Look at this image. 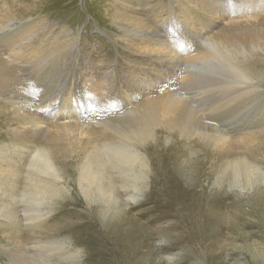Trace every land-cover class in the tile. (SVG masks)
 <instances>
[{
	"label": "rangeland",
	"instance_id": "374dc122",
	"mask_svg": "<svg viewBox=\"0 0 264 264\" xmlns=\"http://www.w3.org/2000/svg\"><path fill=\"white\" fill-rule=\"evenodd\" d=\"M133 16L182 56L170 77L158 73L165 67L156 57L159 64L149 61L147 70L146 57L127 46ZM222 17L227 22L213 28ZM39 20L52 30L39 37L45 48L66 53L19 61V80L37 78L49 102L60 100L37 124L49 130L60 178L49 177L40 195L28 167L19 183L0 180L13 191L0 203L18 219L4 226L0 218V264L53 262L61 243L74 255L71 264H264V0H0V36L33 32ZM89 56L97 74L86 69ZM129 75L134 82L126 84ZM139 87L142 95L166 87L188 101L175 123L149 125L141 105L150 93L136 97ZM14 98L0 94V160L17 150L14 137L29 133L27 112L14 110ZM86 123L88 146L77 134ZM137 128L146 136L133 142ZM118 133L144 167L118 162L110 196L85 193L79 183L86 156L120 141ZM20 142L46 146V139Z\"/></svg>",
	"mask_w": 264,
	"mask_h": 264
},
{
	"label": "bare ground",
	"instance_id": "6f19581e",
	"mask_svg": "<svg viewBox=\"0 0 264 264\" xmlns=\"http://www.w3.org/2000/svg\"><path fill=\"white\" fill-rule=\"evenodd\" d=\"M128 11H139L140 12V10L136 9L135 7L129 8ZM169 16H171V15L169 14ZM132 18L135 20L136 23L131 27L132 31H134V32H130V36L126 37L127 46L129 47L130 50H133L136 55H140V56L142 55V56L146 57L145 58L146 60L144 61V63L147 64L145 67V68H147V70L149 69L148 67L151 66L149 61L155 62L156 64H159L158 63V61H159L160 64L162 66H164L165 68L158 70V73L164 74L165 77H170L171 76V70H172L173 66H175V63H176L174 60H177V58H181V60H182V56L174 55L175 53L171 54L172 51L170 52V49L164 48L163 47L164 44H159L160 38H157L159 36L156 37V34L151 32L152 31L151 29L149 31L148 24L144 22L143 18H142V20H141V17H137V16H133ZM40 20H39V22H41L40 24H38L39 22H37L32 27L33 32H31V31L20 32L17 34H12L9 38H6V34L4 36H0V94H2L3 97H6V99H9V100L11 99V97H15L13 99V102H12L14 110H16V112L18 114H19V112H21V110H23L24 112H27L25 114L28 115V117H25L26 119H24V118L23 119L28 120V122L30 124V127L28 129L29 133H27L25 131L24 133H19L16 137H14V139H13L14 143L18 141L17 142V150H16V148H13V149L11 148L12 150L10 149L7 152H4V151L2 152L4 157L6 158V160H0L1 161L0 162V180L3 179V180L8 181L10 183L11 182L12 183L13 182L19 183L18 178H20L19 175H20L22 169L28 167L29 169L34 170V174L30 173V175L33 177L30 179V181H31L30 184L35 187V194H39V195L47 193L44 191H46L48 189L49 177H53L54 180H58L60 178V171L58 170V168H57V166L53 160L54 157L56 156V155L54 156L55 149L53 147L50 148L51 144H52L51 143V141H52L51 135L48 134L49 130L47 127L42 128V127L38 126V125H41V126L43 125V122H39V119H41L42 115H45L48 113L52 114V113L56 112L57 107H60L61 103H60V100H56L55 102H49L48 101L47 96L41 93L40 85L37 82V78L33 79L30 83L27 81V83H29V84H27L26 82L22 83V81L19 80V77H20L19 71H20V66L22 67L23 63H20L19 61H23V60H27V59L32 60V58L35 57L37 55V53H38V55H37L38 60L43 59L44 56L54 57V56L66 53L65 49L58 48L57 46L49 47L47 49L45 48V40L39 39V37L41 36V34L44 33V30L46 28H48V33H52V30L50 29V25H47L45 21H40ZM226 22H227V18L222 17V18H220V22L216 23L213 26V28L219 27L221 24H224ZM77 34H78V36H80L81 33L79 32ZM175 39H176V44L183 43V42H181L180 39H178V38H175ZM76 40H77V42H79V39H76ZM154 43L159 45V46H155ZM205 51H207V50H205ZM201 52H204V51H201ZM215 54L219 55V52H217ZM223 55H224V53L222 54V52H221L220 56L222 58H223ZM93 56L94 55H92V57ZM200 56L206 57L207 55H206V53H202V55H200ZM92 57L89 56L86 59V64L88 65L86 67V69L92 70V73L90 72L91 75L94 73L97 74V72L94 71V68L90 67V65L93 64L92 60H91ZM155 57L158 59V61ZM185 61H187V60H185ZM232 65L236 66L235 62H233ZM24 67L27 68L29 66H24ZM179 67H180V64L178 66H176V70L174 73H172V76L175 75V73H177V71H180ZM21 69L24 70L23 68H21ZM28 70H29V68H28ZM155 70L157 71V68ZM239 71H240V69H239ZM24 74H25V72H24ZM133 76L129 75V77H128L129 80L125 81L126 84H128L130 82L131 83L134 82ZM33 78H34V76H33ZM29 79H31V78H29ZM92 81H94V83H96L95 80H92ZM137 87H138V85H137ZM141 88L142 87L137 88V90H132V92L134 94L137 93L136 97H141V98L143 96L144 97L147 96V94L150 93V95H149L150 98L149 99L146 98V100L141 105L142 109L144 108V110H142L143 115L146 118L150 119V121L148 122L149 125L153 124L154 126L155 125L159 126L162 123H165V125L175 123L176 117H174V113L176 111H181L179 109L182 106V102H184L185 100L186 101H188V100L186 98H182L183 96H181V95H180L181 97H178L176 94H171L169 92H166L165 91L166 87H164L163 89H159L158 92L151 91L149 89H145L146 90L145 95H142L140 93ZM98 89H101V88H98ZM131 89H132V87H131ZM76 91L74 90V92L71 93V98H73L74 103L77 101V98H78L77 93H75ZM101 91L102 90L99 91V95L97 97L102 96ZM17 97H23V98L25 97V98L20 100V101H17L16 100ZM95 99L96 98H94L93 100H95ZM131 103H132V101H131ZM121 106L124 108L123 105H121ZM110 107H112V105ZM109 109H111V108H109ZM133 110H130V112ZM23 111H22V113H23ZM97 115H99V114H97ZM36 117H39V118L37 119ZM84 119L85 118H83L82 120H84ZM86 119H96V117L91 116V117H86ZM86 125L87 126H85V127L84 126L78 127V129H77L78 133L77 134L80 135V137L83 138V140H84V138L87 140L86 145L88 146V144H90L92 142L90 141L89 138L88 139L86 138V132H84V131L86 128L90 127V123H86ZM63 126H64V124H63ZM66 128L67 127H61L62 130H66ZM142 129L137 128V130L135 132H132L133 134L131 136V140L133 142L138 141L140 139H143V140L145 139L144 137L146 135L143 134L142 131L144 129L143 130ZM118 134H120L121 140L118 142L117 141L113 142L114 147L111 146L110 143L104 144L99 149H97L95 147L93 149V151L90 152L86 156V158H85L86 160H85V162L81 168V171H80V183H79L81 188L83 189V191L85 193H96V191H97L99 193V195L102 196L103 198H107V196H110L111 192H113V185L114 184H113V179L111 177H109V174L112 172V170H115L117 168V165L120 162L121 163L123 162L122 165L125 164V166L129 164L132 167L136 166V165H141L144 167L143 162L141 161V155L137 152V150L133 147V145L127 146L126 143L122 141V138L124 137L125 134H122V133H118ZM141 135H143V137ZM26 137H31L32 141H36L37 139H40L43 143L46 139V146H39L36 149H34L30 145H23L20 142V139L26 138ZM48 145H50V147ZM103 150L105 151L104 155L101 154ZM3 155L1 157H3ZM14 156H15V162H16L15 165H13L11 163V159H12V157L14 158ZM105 159H109L111 163L110 164L107 163L105 161ZM122 168H124V167L121 166L120 169H122ZM25 182H27V181H25ZM28 188L30 189L31 192L33 191L32 187H28ZM0 191H2L0 193V202H1V200L3 201V198H1V197H3L4 195H6V196L9 195L10 197L13 196V191L8 189L6 184H1V181H0ZM6 208L7 207L4 204L0 203V218L1 217L3 218L4 226L9 225V224L14 225L16 223V221L18 220L17 215L15 213H14L15 215L12 213L11 207H9V210ZM199 210H201V209H199ZM204 210H206V208ZM58 245L59 244L56 242H54V243L51 242V246H53V247H58ZM64 245L65 244H63V243H61L59 245V247H58L59 252L56 255V258L54 259L53 262H50V261H43L42 262L41 261L40 264H71L70 258H68V256L72 255V254L68 253V251L65 249ZM33 251H35V248L33 249ZM72 256H74V255H72ZM18 264H23V263H18Z\"/></svg>",
	"mask_w": 264,
	"mask_h": 264
}]
</instances>
